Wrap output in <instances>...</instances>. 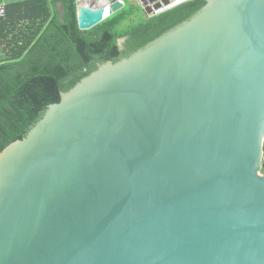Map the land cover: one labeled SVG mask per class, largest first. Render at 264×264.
<instances>
[{
  "label": "water",
  "instance_id": "1",
  "mask_svg": "<svg viewBox=\"0 0 264 264\" xmlns=\"http://www.w3.org/2000/svg\"><path fill=\"white\" fill-rule=\"evenodd\" d=\"M204 1L0 151V264H264V0Z\"/></svg>",
  "mask_w": 264,
  "mask_h": 264
},
{
  "label": "trees",
  "instance_id": "2",
  "mask_svg": "<svg viewBox=\"0 0 264 264\" xmlns=\"http://www.w3.org/2000/svg\"><path fill=\"white\" fill-rule=\"evenodd\" d=\"M75 1H6V16L0 18V151L24 137L61 92L100 64L143 48L205 3L192 0L154 17L138 14L129 22L139 7L125 0L122 9L81 30ZM259 171L264 173V157Z\"/></svg>",
  "mask_w": 264,
  "mask_h": 264
},
{
  "label": "built area",
  "instance_id": "3",
  "mask_svg": "<svg viewBox=\"0 0 264 264\" xmlns=\"http://www.w3.org/2000/svg\"><path fill=\"white\" fill-rule=\"evenodd\" d=\"M108 0L106 3L108 4ZM131 1V0H128ZM138 2V7L145 12L146 17L157 16L167 10H170L182 3L192 1V0H136ZM103 6V5H102ZM6 0H0V18L4 19L6 16ZM149 10L147 12L146 10Z\"/></svg>",
  "mask_w": 264,
  "mask_h": 264
},
{
  "label": "rangeland",
  "instance_id": "4",
  "mask_svg": "<svg viewBox=\"0 0 264 264\" xmlns=\"http://www.w3.org/2000/svg\"><path fill=\"white\" fill-rule=\"evenodd\" d=\"M94 1H98L97 3H101L102 1H100V0H91V3L92 4H94L93 2ZM125 1V0H124ZM129 2H132V3H134L136 6H138V2L136 1V0H131V1H129ZM138 14H143L144 16H145V12L143 11V10H141V8L139 7V10H138V12H136L133 16H132V18L129 20V22H135L136 20H137V18H138ZM120 41V40H119ZM0 48H1V45H0ZM2 49V48H1ZM263 157H264V154H263ZM259 174L260 175H262V176H264V173H262V172H260L259 171Z\"/></svg>",
  "mask_w": 264,
  "mask_h": 264
},
{
  "label": "bare ground",
  "instance_id": "5",
  "mask_svg": "<svg viewBox=\"0 0 264 264\" xmlns=\"http://www.w3.org/2000/svg\"><path fill=\"white\" fill-rule=\"evenodd\" d=\"M88 1H89V0H80L81 3L90 4ZM100 1H102V2L96 4L97 6H102V5L104 6V5H106V4H107L106 2H107L108 0H100Z\"/></svg>",
  "mask_w": 264,
  "mask_h": 264
},
{
  "label": "crops",
  "instance_id": "6",
  "mask_svg": "<svg viewBox=\"0 0 264 264\" xmlns=\"http://www.w3.org/2000/svg\"><path fill=\"white\" fill-rule=\"evenodd\" d=\"M6 1H7V0H6ZM88 2H89L90 4H92V3H91V0H89ZM97 2H98V1H94L93 3H94V4H98ZM59 5H60V4H58V6H59ZM59 10H60V9H59Z\"/></svg>",
  "mask_w": 264,
  "mask_h": 264
},
{
  "label": "flooded vegetation",
  "instance_id": "7",
  "mask_svg": "<svg viewBox=\"0 0 264 264\" xmlns=\"http://www.w3.org/2000/svg\"><path fill=\"white\" fill-rule=\"evenodd\" d=\"M122 42H123V39L120 41V46H121Z\"/></svg>",
  "mask_w": 264,
  "mask_h": 264
}]
</instances>
